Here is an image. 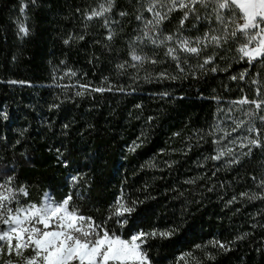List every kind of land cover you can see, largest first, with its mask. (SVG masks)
I'll return each mask as SVG.
<instances>
[{
  "label": "trees",
  "instance_id": "obj_1",
  "mask_svg": "<svg viewBox=\"0 0 264 264\" xmlns=\"http://www.w3.org/2000/svg\"><path fill=\"white\" fill-rule=\"evenodd\" d=\"M99 2L38 0L33 6L29 0L26 26L30 35L21 41L14 23L17 18L23 19L19 13L20 0H0V113L6 112L10 117L8 120L0 117V158L17 162V184L27 186L29 193L21 199L37 202L49 189L56 199L65 196L69 190L63 186L65 169L56 163L55 148L63 143L65 149L73 151L72 158L81 164L89 163L81 151L86 149L88 154L97 153L98 158L93 165L95 171L89 172V199L80 201L85 215L97 221L103 219L108 205L123 187L133 199L152 197L135 214L144 230L154 226L165 228L173 221L183 220L181 232L171 240L149 242L152 245L149 255L158 264H173L181 253L193 251L196 243H207L213 238L231 241L244 232L249 235L236 241L232 251L218 255L215 262L204 260L201 251L195 255L203 264H264V227H251L257 222L264 224V201H248L239 195L242 191H261L252 177L256 176L257 181L261 178L264 153L254 149L251 159L246 158L231 171L216 172L215 176L213 172L222 166L223 160H205L215 154L217 147L212 144L213 137L207 135L210 128L220 124L230 132L234 124L228 116L246 119L239 111L229 113V102L244 95L255 98L257 86L264 92V68L254 62L245 81L229 79L248 67L241 61L233 63L228 72L209 73L198 80L189 77L151 83L145 82V71L140 69L139 79L133 82L129 74H136V70L128 68L126 74L118 75L115 64L130 59L128 41L137 35L134 29L143 26V22L135 20L137 0H116L114 19H121L118 15L121 10L130 15L123 18V32L114 26L119 34L111 52L94 43L105 41L107 30L102 27V21L93 20L85 29L83 16L76 12L77 8L81 12L90 10ZM181 15L180 11L174 12L164 21L165 32L176 29ZM144 16L151 19L150 13L144 12ZM186 25L191 27L190 22ZM85 31L88 34L83 41H74L71 46L63 44L70 33ZM185 34L197 33L193 30ZM235 47L230 56L237 55ZM144 50L149 55L153 51L151 46ZM160 52L162 57L163 50ZM94 55L99 59L90 63ZM195 63L193 59L192 64ZM145 68L150 73L163 69L176 71L175 64L169 62L146 64ZM69 70L76 75L68 74ZM104 77L127 87L128 94L106 91L83 97L75 95L79 83L96 86ZM253 79H258L259 85L252 84ZM10 80L25 83L9 84ZM164 91L170 95L161 99L158 94ZM212 97H219V103ZM54 103L60 107L50 109ZM138 104L140 108L136 107ZM148 116L154 117L150 123ZM69 122L70 136L61 135L62 125ZM22 129H27L23 137ZM142 131L147 140L135 152H129L128 146ZM197 132L204 139H198ZM261 138L264 139V131ZM17 139L21 141L19 144ZM225 144L227 141H222L220 146ZM21 153L30 157L31 162ZM4 163L0 159V167ZM193 177L197 178L196 183H184ZM209 188L213 190L208 191ZM234 195L237 200L229 205L227 201Z\"/></svg>",
  "mask_w": 264,
  "mask_h": 264
},
{
  "label": "snow or ice",
  "instance_id": "obj_2",
  "mask_svg": "<svg viewBox=\"0 0 264 264\" xmlns=\"http://www.w3.org/2000/svg\"><path fill=\"white\" fill-rule=\"evenodd\" d=\"M28 3L29 0H20L19 13L23 19L17 18L14 21L16 36L21 41L30 35V29L26 26L29 20L26 11ZM30 3L35 6L38 0H30ZM137 5L135 20L143 22V26L134 29L137 35L128 41L130 59H121L115 64L118 75L126 74L127 69L132 68L136 70V74H129L133 82L139 79L140 69H144V80L148 83L154 80L176 81L189 77L198 80L202 75L209 73L228 72L233 63L244 61L248 67L230 75L229 79L245 81L250 75L249 68L255 66L254 62H259L261 68H264V0H137ZM115 8L116 0H100L98 5L90 10L85 9L81 12L80 8L76 9V12L84 18L85 29L91 26L93 20L102 21V27L107 30L105 41L97 40L94 43L100 44L108 52L113 51V44L119 34L117 27L119 32H123V18L130 15L127 11L121 10L118 13L121 19L116 20L112 15ZM177 11L182 12L178 26L174 31L165 32L164 21L169 20ZM144 12L150 13L151 19L145 17ZM186 22H190L191 27H188ZM193 30L196 31V35L185 34ZM87 34L86 31L80 34L70 33L63 39V44L71 46L74 41H83ZM233 45L236 46L234 52L237 55L230 56ZM149 46L153 49L151 55L144 50ZM15 59L14 55L13 60ZM98 59L99 57L94 55L89 62L93 63ZM193 59L196 61L195 64H192ZM165 62L174 63L176 71L169 72L168 69H163L150 73L145 68L146 64L155 66ZM63 63L64 61H61V64ZM68 74L76 75L71 70ZM260 74L258 71L257 76ZM8 83L25 82L10 80ZM251 83L259 85V80L253 79ZM61 87L69 88L68 85ZM106 91L128 94L127 87L119 83L113 84L104 77L100 85L96 86L90 82L79 83L75 95L83 97L85 94ZM131 91L136 89L131 88ZM158 95L163 99L170 94L164 91ZM212 98L219 103V97ZM229 103V113L233 110L239 111L246 119L228 116L234 124L231 132L222 128L220 124H214L207 133L208 136L213 137L212 144L217 147L214 149L215 154L205 157V160H223L222 166L216 167L213 176L221 170L231 171L239 167L246 158H252L254 149L264 153V139L261 138V132L264 131V92L257 86L255 98L249 99L244 95ZM49 107L59 108L60 105L54 103ZM136 107L140 108L141 105L138 104ZM218 111L221 109L218 108ZM0 117L4 120L10 118L6 112L0 113ZM153 119V116L147 117L149 123ZM70 128V122L64 123L60 134L70 136ZM26 131L27 129L20 130V136L23 137ZM218 132H223V135L217 136ZM245 132L247 135L244 134ZM232 133L239 134L233 137ZM173 135L178 136L179 133ZM197 136L198 139H204V135L199 132ZM146 140L147 136L142 131L141 136L128 146V151L135 152ZM222 141H227V144L220 146ZM20 142V139L16 140V144ZM237 148L239 151L236 150ZM81 151L89 163L81 164L79 160H74L73 151L65 149L63 143L55 148L56 163L65 169L63 186L69 190L65 196L56 199L49 189L37 202H26L21 199L27 197L29 193L27 186L17 184L18 177L15 174L17 162L0 158L5 160L4 166L0 167V261L2 264H158L149 255V248L152 246L149 242L157 239L168 241L181 232L183 220L173 221L165 228L154 226L144 230L135 214L139 206L152 197L133 199L126 195L123 187L115 200L108 205L103 219L97 221L95 217L85 215L80 201L89 199L91 188L89 172L95 171L93 165L98 154H88L86 149ZM21 156L31 162L30 157L24 153H21ZM261 163L264 164V159ZM261 172L258 181L256 176L252 177L253 183L261 191L259 193L242 191L239 193L241 198H247L248 201H264V168ZM196 179L189 178L184 183L194 184ZM126 182L125 180L122 183ZM146 190L147 186L144 191ZM212 190L213 188L208 189V191ZM236 200L237 197L234 195L227 203L231 205ZM251 227H264V224L257 222ZM248 235V232H244L231 241L213 238L207 243H196L193 245V251L181 253L173 264H203V261L195 255L196 251L204 253V260L215 262L218 255L232 251L236 241H241Z\"/></svg>",
  "mask_w": 264,
  "mask_h": 264
},
{
  "label": "rangeland",
  "instance_id": "obj_3",
  "mask_svg": "<svg viewBox=\"0 0 264 264\" xmlns=\"http://www.w3.org/2000/svg\"><path fill=\"white\" fill-rule=\"evenodd\" d=\"M232 127H233V126H232ZM232 127H230V128H232ZM230 132H231V129H230ZM245 133H246V132H245ZM245 133H244V134H245ZM238 134H239V133H232V136L235 137V136H237ZM245 135H247V133H246ZM229 146H231V145H229ZM236 150L239 151L238 148H237Z\"/></svg>",
  "mask_w": 264,
  "mask_h": 264
}]
</instances>
